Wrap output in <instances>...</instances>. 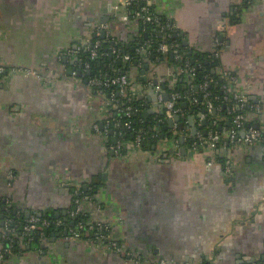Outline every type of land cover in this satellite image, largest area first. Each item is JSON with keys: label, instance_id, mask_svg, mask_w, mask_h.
Segmentation results:
<instances>
[{"label": "crops", "instance_id": "obj_1", "mask_svg": "<svg viewBox=\"0 0 264 264\" xmlns=\"http://www.w3.org/2000/svg\"><path fill=\"white\" fill-rule=\"evenodd\" d=\"M124 1L0 0V60L38 73L0 82V214L64 219L78 184L81 211L110 224L124 248L56 234L1 264H264V142L200 149L187 147L181 133L180 141L162 134L153 151L128 142L120 153V139L104 125L107 98L78 76L74 51L100 24L131 50L140 23ZM148 1L184 45L218 59L223 87L233 80L246 96L247 126L264 132V0ZM139 53L143 61L127 74L132 84L151 81L167 92L190 81L170 61ZM140 97L143 117L170 127L174 117L163 113L157 91L149 87ZM204 120L203 113L188 116L192 136L206 134Z\"/></svg>", "mask_w": 264, "mask_h": 264}, {"label": "trees", "instance_id": "obj_2", "mask_svg": "<svg viewBox=\"0 0 264 264\" xmlns=\"http://www.w3.org/2000/svg\"><path fill=\"white\" fill-rule=\"evenodd\" d=\"M144 6L147 10L142 8ZM127 9L130 15L139 16V35L136 37L137 40L134 41L136 44L131 50H126L124 47L122 48L120 43H116V39L112 34H109L107 38L102 37L101 35L93 34V39H103L102 50L104 54L95 60H90L88 57V51L85 47L80 48L78 55L82 61L90 63V68L88 69L90 71L89 74L87 73V70H83L84 67L82 63L76 66L82 71V75L80 77L83 82L87 83L90 78L99 74H106L105 77H112L116 73L128 74V71L134 62L143 61L141 53H139V50L137 51L136 48L139 45H144L148 50V58L168 60L179 68L184 67L187 62L193 68L191 75H189L190 81H179L175 90L181 91L182 93L189 92V94L196 98V101L189 102L186 106L184 105L186 100L182 99L179 101L177 106L180 108V112L177 114L178 120L176 124V132H173L172 129L166 125V120H164V122H160L157 119L158 117H152L153 115L148 116L147 118L143 117L142 104L144 101L141 97L132 96L129 100V92H127L124 96H119L117 94L118 89L115 86L106 87L93 85L92 88L101 92L105 98L110 100L114 97L119 100L118 107H112V116L106 118L104 125L107 124L109 129H112L115 133L121 131V135L118 136L116 134L121 142H131L135 139L137 134H140L141 140L139 147L143 150H155V146L160 140L162 134L163 138H177V141H180L179 133L185 136L184 144L187 147L196 145L197 148L201 149L206 147V145L202 143V140H199V138L191 135L187 119L190 114L198 115L199 113H203L205 124L199 125V128L201 129L206 127V133L210 129L217 130L219 137L216 143V148H220L226 139V131L232 127L233 116L238 113H248V108L247 105H244L243 107L240 106L238 102H236L233 94L223 87L226 83V78H222L220 74L215 72V66L219 63L218 59L209 57L204 53H195L188 46L184 45L183 36L180 31L174 28L171 20L167 17L156 13V19H153L152 21H145L144 15H146L147 12H156L149 1L133 3ZM163 41L168 44H177V51L179 53L178 59H175V54L172 53V48L167 52H161L158 50V45ZM148 43L149 46L147 47ZM114 48L120 49L121 54L124 52L129 54L130 59L123 60L121 57H117L116 50L113 51ZM206 79L208 80L207 91L209 92V99L213 103V111L211 113L207 111L208 100L203 96V92L201 90L196 89V87H198V85ZM127 105L138 107L139 111L135 112L131 117H127L124 112L118 111V109ZM163 113L165 114V110H163ZM163 113L161 114L162 116L164 115ZM219 118L222 119L219 120ZM117 120H120L121 122L130 121V128H125L123 126L116 127L115 122ZM213 120L217 121L215 125L212 124ZM247 124L248 123L246 122V125ZM156 127L160 129V133L154 136ZM202 132L203 130H200L201 134ZM204 139H206V137ZM120 151L124 152L125 150L120 149ZM94 184H96L95 188L99 185V183ZM80 190L82 193H85L82 187ZM4 215L5 217L10 216L16 223L15 232L12 234L13 254H18L30 249L39 250L42 248V241L48 239V237L53 235L56 236V234L59 236H65L69 233L66 230H62V227L60 226L56 227L52 225L36 230L37 232L32 233L31 239H29L22 233V227L25 223L22 218L15 215L12 209L5 210ZM42 217L48 218V215L43 213ZM63 220L67 227L71 226L74 229L77 227L76 224L79 221L84 222V226H86L88 222H95L90 220L88 215H86L83 211L74 218L68 214ZM85 230V227L80 230L81 237H92V232L88 231L86 233ZM39 231L44 233L43 237L38 233ZM5 242L6 241L2 239L3 247Z\"/></svg>", "mask_w": 264, "mask_h": 264}, {"label": "built area", "instance_id": "obj_3", "mask_svg": "<svg viewBox=\"0 0 264 264\" xmlns=\"http://www.w3.org/2000/svg\"><path fill=\"white\" fill-rule=\"evenodd\" d=\"M140 1H148V0H125L124 5L126 8H128L131 4L137 3ZM143 9L147 10V8L144 6L142 7ZM157 18L156 12L151 13L147 12L146 15H144V20L145 21H152L153 19ZM101 33L104 34V37L107 38L108 35L110 34L107 26L105 24H100L95 30L94 34L95 35H100ZM82 47H85V49L88 51V57L91 60H95L99 58L101 55L104 54L102 48H103V39H93V37H88L86 38L82 44ZM81 46L76 49L74 52L78 55ZM149 46V43L147 47ZM172 48V53L175 54L174 57L175 59L179 58V53L177 51V44H168L166 42H161L158 45V50L161 52H167L169 49ZM116 50L117 57H121L123 60H129L130 56L127 54H121L120 49L114 48L113 51ZM139 51H141L144 55H148V50L147 48L142 45L139 48ZM144 51V52H143ZM78 63L83 64V70H88L90 68V63L87 61H82L80 56L78 55ZM192 67L186 62L184 67L181 68V71L183 72H188L191 74L192 72ZM26 73V74H37L36 70H32L31 68H26L22 66H15V65H7L4 62L0 60V82L2 78H4L8 74H13V73ZM106 74H99L97 76H94L88 80V84L93 86V85H101V86H115L118 89L117 94L119 96H124L127 92H129V97L128 99L130 100L132 96H142L145 94V91L149 87H153L155 91H157L158 97L160 100H163L164 102V110H165V116L167 118L172 119L175 115L180 112V108L177 106L180 100H187L189 99L190 102H195L196 98L189 94V92L182 93L181 91H177L172 89L171 91H163L161 87H159L157 84H153L151 81L145 82V83H136L132 84L130 79L128 78V75L126 73H116L112 77H105ZM232 82L233 80H229L228 82V90L233 94L236 102L240 106L245 105V94L239 91H236L234 88H232ZM207 85H208V80H204L198 85V89L203 92V96L208 100L207 101V111L210 112L213 108V103L209 99V92L207 91ZM231 85V87H230ZM225 88V87H224ZM165 92V93H164ZM166 94L167 98L165 99L164 95ZM119 100L117 98H111L110 100H106V105H107V112L108 116H112V107L116 108L118 107ZM118 111L124 112V114L127 117H131L135 112L139 111L138 107H134L132 105H127L125 107H122L121 109H118ZM246 116L245 114L238 113L235 114L232 118V127L226 131V139L222 143L221 147H230L231 145L242 142L246 144H254L256 142H264V132H262L258 128H254L251 125H246ZM116 127H125V128H130V121H124L121 122L120 120H117L115 122ZM173 132H176V125L173 127ZM244 131V134L241 136L240 132ZM118 136L121 135V131L116 133ZM199 140H202V143L206 145V148H216V143L219 137V133L217 130H212L210 129L207 131V133L202 136L199 135ZM206 137V139H204ZM141 140V135L137 134L135 139L129 143L134 144L136 147H139ZM128 142H121L119 143V152L120 149H125L127 148L126 145ZM230 162L229 160L226 161V170L230 171ZM56 178H60V176H56ZM64 181V179H63ZM76 189L74 192L75 197V204L73 205L72 209L70 210L69 215L71 217H76L78 216L82 211H81V197L84 195L80 192L79 185H75ZM51 219V218H50ZM47 218H41L38 217L37 215H31L23 224L22 227V233L27 236V238L31 239V234L34 232H37L36 230H40L42 227H49V226H60L62 227V230H66L68 233V237L70 238H83L81 237V232L80 230L85 227V232L87 233L88 231L92 232V237L87 236L84 237V239L92 241L98 245L99 248L103 250H114L116 252H123V244L121 241L118 239L114 238L112 233H111V226L108 223H98V222H88L85 225L84 222L79 221L76 224V228L72 227H67L65 225V222L63 219H54L50 220ZM4 224H3V232H2V239L5 240V245L0 251V264L4 260L5 257L10 256L13 254L12 251V234L15 232V226L16 223L10 216H6L4 218ZM42 237L44 233L42 231L38 232ZM130 256V255H128ZM165 262L163 260H157L153 261L151 264H164Z\"/></svg>", "mask_w": 264, "mask_h": 264}, {"label": "water", "instance_id": "obj_4", "mask_svg": "<svg viewBox=\"0 0 264 264\" xmlns=\"http://www.w3.org/2000/svg\"><path fill=\"white\" fill-rule=\"evenodd\" d=\"M102 37H104V34L103 33H101L100 34ZM87 73L89 74L90 73V71L89 70H87ZM77 74H78V76H81L82 75V71L81 70H77ZM167 98V96H166V94H165V99ZM146 115V114H145ZM174 120H178V115H175L174 116V119H172V120H169V122H168V124H169V126L171 127L172 126V124H173V121ZM194 131V130H193ZM85 188H86V186H85ZM27 214H29V212H27ZM3 214H0V219H1V224H2V219H3Z\"/></svg>", "mask_w": 264, "mask_h": 264}]
</instances>
